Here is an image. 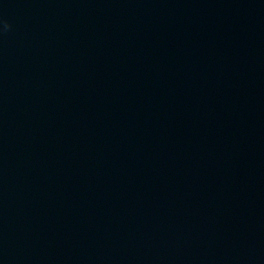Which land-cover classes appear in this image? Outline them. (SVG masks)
<instances>
[{"label": "water", "instance_id": "obj_1", "mask_svg": "<svg viewBox=\"0 0 264 264\" xmlns=\"http://www.w3.org/2000/svg\"><path fill=\"white\" fill-rule=\"evenodd\" d=\"M0 264H264V0H0Z\"/></svg>", "mask_w": 264, "mask_h": 264}, {"label": "clouds", "instance_id": "obj_2", "mask_svg": "<svg viewBox=\"0 0 264 264\" xmlns=\"http://www.w3.org/2000/svg\"><path fill=\"white\" fill-rule=\"evenodd\" d=\"M4 27H5V28H7V27H8V25H7V24H5V25H4Z\"/></svg>", "mask_w": 264, "mask_h": 264}]
</instances>
